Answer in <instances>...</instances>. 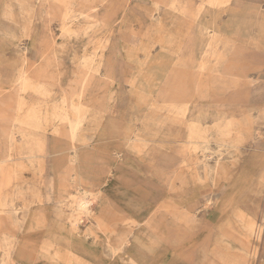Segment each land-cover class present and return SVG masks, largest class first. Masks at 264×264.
Instances as JSON below:
<instances>
[{"label": "rangeland", "instance_id": "rangeland-1", "mask_svg": "<svg viewBox=\"0 0 264 264\" xmlns=\"http://www.w3.org/2000/svg\"><path fill=\"white\" fill-rule=\"evenodd\" d=\"M170 1L0 0V264H72L69 249L78 264H264V43L253 25L264 0ZM236 9L250 35L228 30ZM217 16L224 31L196 72L202 25ZM225 45L240 77L221 89ZM98 48L101 70L80 99ZM174 67L190 75L184 101L166 99ZM81 101L73 138L62 120ZM38 141L46 154L22 149ZM109 152L121 156L97 158ZM130 237L150 256L125 252ZM102 238L113 255L93 243Z\"/></svg>", "mask_w": 264, "mask_h": 264}, {"label": "bare ground", "instance_id": "bare-ground-1", "mask_svg": "<svg viewBox=\"0 0 264 264\" xmlns=\"http://www.w3.org/2000/svg\"><path fill=\"white\" fill-rule=\"evenodd\" d=\"M177 1L178 0H173V1H170V3L172 4V6H176V2ZM218 35H219L218 33H214L213 34V37H212V39L210 41V44H209V46L207 48V51H206L205 55H204L203 61H202L201 65H200V69H204L205 68V65L207 64V60L206 59H207L208 55L215 48L213 46V42H214L213 38L215 36H218ZM185 42H186V40H185ZM104 56H105V48H98L93 53V56L87 61V63H88L87 69L84 70L83 73H82V75H81V79H82L81 80V89L78 92L80 99H84L87 96V91L89 90V88L93 84L94 78L96 77V75L101 70L100 65L102 64V60H103ZM37 71L38 70H36V72ZM39 72H41V68H40ZM31 75H32L31 74V71L29 72V70H27L25 68L24 71L16 78L15 84L16 85H19L20 84V89L21 90H26L28 88L27 86L29 84H30V86H32ZM186 81L187 82L190 81V75H187L185 72L179 71V70H177L174 67L172 69V71H171V76H170V78L168 80L169 88L167 90V97H166L167 101H169V102H176V101H179V100H183L184 101L190 93L192 94V92H190V90H189V85L187 86L188 83ZM65 102L68 105H70V103H71V101L69 100V98H66L65 99ZM85 110L87 111V107L85 106V103L81 101L79 103V105L76 107V112H77L76 119H71L69 117V114H67L64 117V120H62V122L67 126L66 129L68 130V132L71 134V136L73 138L76 136L79 127L82 125L83 121L85 120ZM45 143H47V142H45ZM45 143L44 142H41V141H38L37 144H30L29 143L30 144L29 146H24L22 149H25L29 153L30 156H33V155L41 156V155L46 154L48 152V150H49V148H47V146H46ZM11 149H13L12 146L10 147V150ZM56 150H59V148L56 147ZM59 151H61V149ZM3 161H4V157H3L2 153H0V164ZM87 206H88V203L85 200V198L80 197V199L78 201V207H79V209H81V210L82 209H87ZM3 207H5V206H2V208ZM144 212L145 213L143 215L140 214L138 216H141V215L143 217L145 215L147 216L149 210L146 209ZM138 216L136 217L135 221L138 222V223L143 222V219H140V217H138ZM234 233H235V231L232 228H229L225 234L229 238L235 240L236 242L239 241V243L241 245L242 243L240 242V240H238L237 237L234 236ZM106 240L108 242H111V240L109 238H107ZM243 243L245 244V242H243ZM241 246H244V245H241ZM69 250H70V252H69L70 256L67 258V261L70 262V263H72V264H78L81 261V257H79L80 254H77L72 249H69ZM23 254H24V257L21 256V259L26 260L27 259L25 257L26 252H24ZM57 255L60 256V253L58 252ZM205 264H215V262L213 260L207 259V262Z\"/></svg>", "mask_w": 264, "mask_h": 264}, {"label": "crops", "instance_id": "crops-1", "mask_svg": "<svg viewBox=\"0 0 264 264\" xmlns=\"http://www.w3.org/2000/svg\"><path fill=\"white\" fill-rule=\"evenodd\" d=\"M247 12L245 11V10H239V9H236V13L234 14V15H230L229 14V19H230V27L228 28V30L229 31H233V33H235L237 36H238V34H242V35H250V28H249V26H248V22H249V20H247ZM253 25H259L260 26V28H259V33H260V36H261V38H262V41H263V43H264V23L262 22V19L261 20H257V22L255 23V24H253ZM203 30H205V31H212V34H211V39H212V37H213V34L214 33H218V34H220L221 33V31H224V30H220V28H219V26H218V16L216 17V18H212L211 20H209V21H207V22H205V23H203V25H202V28H201V33H202V35L203 36H205V38H207V48H208V46H209V44H210V41H211V39H209L208 40V36L206 35V33L205 32H203ZM207 48H206V50H205V52H204V54L203 55H201L199 58H198V60H199V62H198V64L196 65V67H195V70H196V72H197V70L199 69V70H203V69H200V65H201V63H202V61H203V58H204V55H205V53H206V51H207ZM221 51L223 52V53H226L228 56L227 57H225L224 59L222 58L221 60L223 61V68H226V70H228V77H227V80H225L224 82H222V84L220 85V86H218L219 88H228V86H235V85H237L238 83H239V77H240V74L238 75V73H236V72H234V67L232 66V65H230V63H229V59H230V51H229V48H227L226 47V45L225 46H223L222 47V49H221ZM207 60V59H206ZM209 66V63H207L206 65H205V68L204 69H206L207 67ZM216 68V67H215ZM214 68V69H215ZM229 72H230V74H229ZM230 75V76H229ZM215 87V86H214ZM224 90V89H223ZM210 94H216V93H210ZM241 95V96H240ZM236 96H238V94H236ZM245 96H246V98L248 97V92L247 91H244L243 93H241V94H239V98H240V100H241V103H242V101H244L243 99L245 98ZM241 106L243 105V104H240ZM111 154V155H110ZM112 152H109V153H106V154H100V155H102V156H100V157H97L98 159H100V158H102V157H105L106 159H114V160H118V157H120V156H118V157H113L112 156ZM114 155H116V153H114ZM112 156V157H111ZM113 160V161H114ZM118 164L119 163H115L114 164V167H113V172H112V177H113V175H114V172H116V170H117V167H118ZM113 165V164H112ZM262 172V171H261ZM261 172H258L257 174H260ZM254 174V173H253ZM263 174V173H262ZM111 177V179H112V182L113 181H115L116 179H115V177L114 178H112ZM17 186H20L19 184L17 185ZM72 189H74L75 191H77V189H79V188H71V190ZM75 191H73V192H75ZM55 209L57 208V205H54L53 206ZM150 207H152V208H154L155 206L153 205V204H151V206ZM43 208V207H42ZM57 210V209H56ZM30 212V211H29ZM69 216V215H68ZM94 214L92 215V217H91V219L92 218H94ZM69 218V217H68ZM93 220V219H92ZM91 222V221H90ZM260 226H261V228H262V232H264L263 231V226H264V221L260 224ZM68 227V229L70 228V225H68L67 226ZM83 229V228H82ZM87 237V235H85V234H83V235H79V236H77L78 238L79 237ZM133 239V237H130L129 238V240H127V243L129 242V247H126V245H125V252H127V253H129L130 255H132V256H137V255H140L141 253H143L144 252V254L146 255V256H150V254L151 253H149V252H147V251H145V250H143V249H141V248H136V249H134V248H132V244H131V240ZM142 239H148L147 237H146V235L145 234H142V237H141V240ZM145 240V241H146ZM101 242V243H100ZM98 241V240H94V244H99L98 246H99V248H100V250H101V252L103 253V254H105V256L106 257H108L109 255L111 256V255H113V253H112V251L110 250V248L107 246V244L105 243V241L103 240V238H102V241ZM126 243V244H127ZM151 260V259H150ZM263 260H264V255H263ZM109 261H110V258H109ZM142 264H145V263H142ZM150 264H152V263H150Z\"/></svg>", "mask_w": 264, "mask_h": 264}]
</instances>
